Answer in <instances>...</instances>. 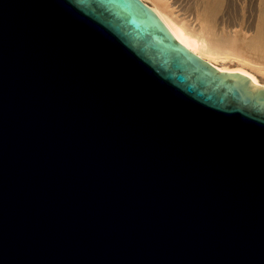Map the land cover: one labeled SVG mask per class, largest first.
Instances as JSON below:
<instances>
[{
    "label": "water",
    "instance_id": "1",
    "mask_svg": "<svg viewBox=\"0 0 264 264\" xmlns=\"http://www.w3.org/2000/svg\"><path fill=\"white\" fill-rule=\"evenodd\" d=\"M0 264H264V85L142 0H0Z\"/></svg>",
    "mask_w": 264,
    "mask_h": 264
},
{
    "label": "bare ground",
    "instance_id": "2",
    "mask_svg": "<svg viewBox=\"0 0 264 264\" xmlns=\"http://www.w3.org/2000/svg\"><path fill=\"white\" fill-rule=\"evenodd\" d=\"M142 1L168 27L177 41L199 59L212 64L219 71L236 70L252 82L264 85V55L260 56L264 53V7L260 9V25L256 28L235 24L228 13L220 16L223 0Z\"/></svg>",
    "mask_w": 264,
    "mask_h": 264
},
{
    "label": "rangeland",
    "instance_id": "3",
    "mask_svg": "<svg viewBox=\"0 0 264 264\" xmlns=\"http://www.w3.org/2000/svg\"><path fill=\"white\" fill-rule=\"evenodd\" d=\"M224 1L225 0L222 1V7H223V10L225 9L226 10L224 12L222 10V12H220L219 14L220 16L222 15V13H228L230 16H232L233 22L237 25L240 24L241 27H244V26L252 27L253 26L257 28L260 25L259 23L260 20L258 19V15L261 12L260 9L264 7L262 6L264 5V0H236L237 2L234 0L233 3H231L233 0H227L225 1V4H224ZM263 55L264 53L260 56H263ZM262 62L264 64V57H263Z\"/></svg>",
    "mask_w": 264,
    "mask_h": 264
}]
</instances>
